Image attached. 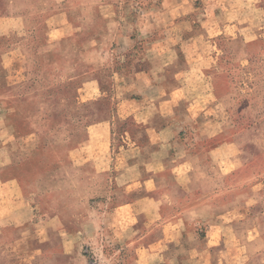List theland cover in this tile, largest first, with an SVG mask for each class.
Instances as JSON below:
<instances>
[{"label": "crops", "instance_id": "crops-1", "mask_svg": "<svg viewBox=\"0 0 264 264\" xmlns=\"http://www.w3.org/2000/svg\"><path fill=\"white\" fill-rule=\"evenodd\" d=\"M19 3L10 1L9 13ZM49 3L59 7L48 21L51 51L65 41L91 49L100 37L103 61L146 62L113 71L132 78L115 85L116 119L138 114L142 129L126 137L108 170L114 193L100 233L103 264H264V162L255 173V158L242 159L234 142L219 144L235 126L225 111L237 94L217 96L219 71L203 67L221 61V41L230 63L246 61L251 37H264V0ZM79 34L83 41L72 39ZM41 243L58 248L55 235ZM58 256V264H97L76 246Z\"/></svg>", "mask_w": 264, "mask_h": 264}, {"label": "rangeland", "instance_id": "rangeland-1", "mask_svg": "<svg viewBox=\"0 0 264 264\" xmlns=\"http://www.w3.org/2000/svg\"><path fill=\"white\" fill-rule=\"evenodd\" d=\"M10 1L0 0V264H58L64 262L58 255L74 246L89 262L103 264L100 233L114 193L108 170L126 137L142 129L138 114L116 119L115 85H130L132 78L117 79L113 71L144 69L146 62L103 61L100 37L92 38L91 49L65 41L51 51L48 21L59 7L23 0L9 13ZM250 40L247 62L230 63L221 41V61L203 67L219 71L217 96L237 94V105L225 111L235 126L223 131L219 144L236 143L242 159H256L258 173L264 162V37ZM52 235L58 248H42Z\"/></svg>", "mask_w": 264, "mask_h": 264}]
</instances>
